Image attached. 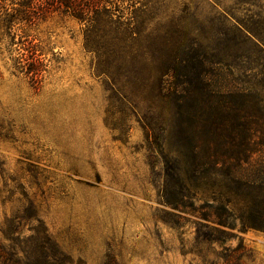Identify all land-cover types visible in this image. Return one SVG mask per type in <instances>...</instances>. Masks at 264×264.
Here are the masks:
<instances>
[{"label":"rangeland","instance_id":"rangeland-1","mask_svg":"<svg viewBox=\"0 0 264 264\" xmlns=\"http://www.w3.org/2000/svg\"><path fill=\"white\" fill-rule=\"evenodd\" d=\"M140 3L133 46L60 13L26 32L0 23V241L32 252L45 229L71 264H264V232L238 223L235 238L198 239L200 212L164 194L171 115L159 89L178 83L189 42L225 41L215 2ZM229 54L245 57L247 76L249 46Z\"/></svg>","mask_w":264,"mask_h":264},{"label":"trees","instance_id":"trees-1","mask_svg":"<svg viewBox=\"0 0 264 264\" xmlns=\"http://www.w3.org/2000/svg\"><path fill=\"white\" fill-rule=\"evenodd\" d=\"M234 1L237 6L223 8L222 0H214L216 20L225 27L215 34L226 37L221 47L189 42L187 52L175 59L178 83L159 89L171 115L169 136L163 139L166 202L200 212L197 238L209 242L235 238L238 223L243 231L264 232V9L260 0ZM142 9L140 0H0V23L9 33L26 32L36 21L60 13L85 24L87 34L104 38L113 32L119 42L133 46L141 32L136 25L145 21ZM237 11L246 12L248 20ZM231 34L235 44L227 38ZM241 44L252 54L247 76L241 65L245 57L229 54ZM42 236L32 252L0 241V264L72 263L45 229Z\"/></svg>","mask_w":264,"mask_h":264},{"label":"water","instance_id":"water-1","mask_svg":"<svg viewBox=\"0 0 264 264\" xmlns=\"http://www.w3.org/2000/svg\"><path fill=\"white\" fill-rule=\"evenodd\" d=\"M259 243L264 246V238H260Z\"/></svg>","mask_w":264,"mask_h":264}]
</instances>
